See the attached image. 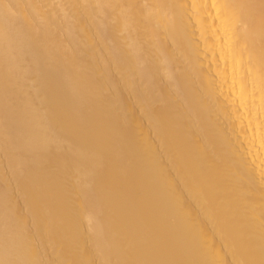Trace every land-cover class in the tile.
Segmentation results:
<instances>
[{"label":"bare ground","instance_id":"6f19581e","mask_svg":"<svg viewBox=\"0 0 264 264\" xmlns=\"http://www.w3.org/2000/svg\"><path fill=\"white\" fill-rule=\"evenodd\" d=\"M0 113V264H264V0H0Z\"/></svg>","mask_w":264,"mask_h":264},{"label":"rangeland","instance_id":"374dc122","mask_svg":"<svg viewBox=\"0 0 264 264\" xmlns=\"http://www.w3.org/2000/svg\"><path fill=\"white\" fill-rule=\"evenodd\" d=\"M46 3V2H45ZM57 12V11H56ZM58 13V12H57ZM72 15H73V13H70V14H68L67 15V17H66V22L67 23H71L72 21H73V17H72ZM59 17V16H58ZM56 33H58V34H60V36H61V38L63 39V40H65L66 39V37H65V34H63L64 32L61 30V29H57L56 31H55ZM68 45V44H67ZM70 46V45H69ZM22 65H25V62L22 64ZM59 69V68H58ZM109 72V73H108ZM103 73H107V74H112L111 73V69L110 68H108L107 70H105V72H103ZM129 98L127 97V98H125V100H126V102H124L123 104H122V106H121V108H120V111H128V110H131L133 107H132V103H131V101H129L128 100ZM131 105V106H130ZM124 109H126V110H124ZM0 118H2V114L0 113ZM5 152H6V148H2V147H0V158L4 161V164L1 166V168H0V174H3L4 172L5 173H8L9 171H10V168H8L9 167V159H7V157L5 156ZM57 170V168L56 167H48V168H45V172L46 173H52V172H55ZM29 184V179H27V178H24L23 180H21L20 182H19V184H12V188H13V192H14V194L16 195V196H20L21 194H18L20 191H21V189H23V188H26V186ZM21 197V196H20ZM23 204V203H22ZM22 207H24V205H22ZM32 235H35V234H37V231H36V233H35V231L34 232H32L31 233ZM65 258L66 257H64V261H65ZM63 261V262H64Z\"/></svg>","mask_w":264,"mask_h":264}]
</instances>
